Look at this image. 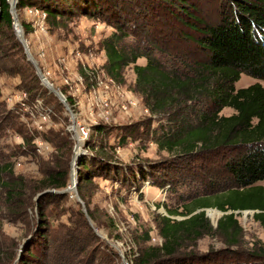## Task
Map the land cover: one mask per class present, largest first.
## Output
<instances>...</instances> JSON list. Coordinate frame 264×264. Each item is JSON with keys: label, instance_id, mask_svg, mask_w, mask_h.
I'll return each instance as SVG.
<instances>
[{"label": "trees", "instance_id": "1", "mask_svg": "<svg viewBox=\"0 0 264 264\" xmlns=\"http://www.w3.org/2000/svg\"><path fill=\"white\" fill-rule=\"evenodd\" d=\"M157 7L167 22H173L180 28L177 33L181 40L188 42L192 54L197 55L198 59L193 62V66L184 63L186 73L171 64L164 49L169 44L170 33H158L155 29V26L159 28L155 19L159 15L156 14ZM21 9L37 10L44 14L43 25L47 22L67 25L80 17L99 19L107 24L112 29L111 34L100 42L106 57L105 73L114 82L121 83L123 71L131 67L135 74L134 91L142 97L150 115L148 120L121 130L133 137L140 131L144 138L156 131L159 133L154 137L157 148L174 157L172 161L161 164L141 161L119 163L114 157H106L105 148L90 146L89 137L82 142L84 152L78 160L77 191L82 201L86 199L82 186L90 185L95 178L110 180L134 191L141 190L145 183L163 188L171 173H175L180 180L184 178L187 162L221 158L223 164L214 166L213 170L202 177L203 183L208 178L209 188L217 187L214 190L216 193L196 196L184 204L181 211L167 210V215L160 218L158 225L161 245L145 247L133 261L125 262L264 264L262 248H252L253 251L243 253L226 249L201 256L183 254L186 243L213 233L224 238L229 247L238 246L241 227L236 219V211L238 214L242 211H255L253 220L264 228V188L253 186L264 180V87L260 84L238 90L234 87L241 75L264 81V0H227L215 9V18L210 23L204 22L196 11L197 7L188 0H17L16 11ZM158 20L162 21V17ZM12 22L9 1L0 0V32L4 26L13 28ZM21 27L26 32L31 30L29 25L22 24ZM21 59L20 67L0 66V71L19 76L20 89L28 96L27 105L24 103V106H29L30 103L38 108L34 100H42L48 90L41 84L25 54ZM139 59H145V65H138ZM84 72L89 75L87 77L90 80L97 77L96 73L86 69L80 71L82 77L86 78ZM49 96L61 111L67 112L56 96L52 93ZM66 100L69 107H74L71 97H66ZM2 105L0 102V106ZM224 109H231L233 113L229 116L220 115ZM44 112L50 117L53 114L42 107L41 113ZM18 114L6 112L0 125L2 130L11 128L22 138L21 143L16 145V150L11 151L12 157L34 154L35 131L33 128L24 129L21 121L15 124ZM27 115L28 113H23V116ZM158 115H166L168 122L160 125L159 129L150 130L151 121L158 118L154 117ZM106 128L104 125H96L93 127V134L103 135ZM125 131L119 137V146L126 145L128 135ZM60 132L66 134L61 138L64 141L62 143L59 141ZM69 132L72 133L70 130L68 133L64 130L56 133L49 130L43 133V139L56 149L70 148ZM29 147L33 149L30 150ZM12 169V162L0 165V190L5 191L4 197L9 204L22 197L27 198L25 180H3L1 177L3 174L10 175ZM219 176H222V183L216 185V181L212 179L217 180ZM67 180V171L50 170L36 193L43 190L60 193L41 194L36 207L40 209L42 201L48 197H66L64 190ZM206 209L232 213L223 215L213 230L205 216ZM198 210L202 211L195 213ZM40 211V215H44V210ZM76 216L81 221L80 231L87 232L83 238L96 240L90 227V222H95L93 214L89 211L87 213L90 222L82 211L77 210ZM173 217L184 219L176 220ZM44 220L45 217L41 218L36 226L38 240L34 244L35 250H26L16 260V264H39V256L42 259L52 258L54 264L58 261L73 264L69 260L70 254L62 255L67 250L64 243L71 231L61 225L51 227L48 223H43ZM78 233L79 230L75 231V234ZM149 239L146 232L145 240ZM87 246L90 245L85 243V247ZM99 246L97 254L101 253L97 257V264L119 263V257L111 248L103 244Z\"/></svg>", "mask_w": 264, "mask_h": 264}, {"label": "rangeland", "instance_id": "2", "mask_svg": "<svg viewBox=\"0 0 264 264\" xmlns=\"http://www.w3.org/2000/svg\"><path fill=\"white\" fill-rule=\"evenodd\" d=\"M226 1L188 0L197 7L196 11L205 20L204 22L208 23L215 18V9ZM156 10V14L159 13L155 17L159 28L155 26V29L158 33H170L169 35H171L169 44L164 48L170 57L169 60L172 65L180 67L181 72L186 73L187 69H184V63L193 66V62L198 59L197 55L192 54L188 42L181 40L177 33L180 28L173 22H167L158 7ZM31 11L29 9L16 11L18 24L20 26L22 24L29 25L31 28L28 32L24 28L22 29L23 38L41 73L65 98L69 96L73 99L74 107L70 106V109L74 118L71 119L68 112L61 111L52 102L47 90L42 100H34V104H37L38 108L30 103L25 107L24 103L26 104L28 101V96L20 89L19 76H11L0 71V102L3 104L0 106L2 111L0 125L6 112L19 113L14 120L15 124H19L21 121L24 123V129L33 128L36 138L33 142L34 154L12 157L11 151L16 150V145L21 143L22 138L11 128L3 130L0 128V165L13 163L12 173L10 175L3 174L1 177L3 180L22 178L26 181L27 192V198L22 197L9 204L4 197L5 191L0 190V264H16V260L26 250H35L34 244L38 240L36 226L43 217H45L43 223H48L51 227L61 225L71 231V235L64 243L67 250L62 254H70V263L97 264V257L101 253L97 254V249H100L99 245L102 244L117 254L120 259L117 264H124L125 260L133 261L141 249L161 245L158 225L160 218L167 215V210L181 211L182 206L196 196L216 193L214 190L217 187L209 188L208 178L204 184L202 177L213 170L214 166L222 165L221 158L214 157L187 162L185 164L186 172H183L186 173L184 178L180 180L175 173H171L167 185L163 188L145 184L141 190L134 191L110 180L95 178L90 185L82 186L85 201H82L78 196L76 187V194L70 190L64 192L66 197H61L62 199L48 197L42 201L41 208L38 209L36 206L39 205L41 194L56 195L60 193L54 190H43L41 193H36V189L42 185L43 178L50 170L59 169L68 172L66 189L72 187L71 179L78 180V160L84 152V147L81 145L89 137L90 146H94L96 149L97 147L105 148L106 157L112 159L114 157L119 163L129 164L141 161L161 164L172 161L174 157L157 148L154 137H157L159 133L156 131L144 138L140 131L133 137L127 131L121 130L125 127L130 129L133 125L148 120L150 115L144 100L134 91L135 74L131 67L123 71L121 83L112 81L105 73L106 57L100 42L111 34L112 29L99 19L85 17L76 18L67 25L47 22L42 28H35V22L42 14L39 12L40 15L37 16L35 13L31 14ZM159 17H162V21L158 20ZM12 26L13 28L7 26L1 28V67H20L21 56L25 54L23 45L19 44L13 22ZM17 29L20 30L19 27ZM137 63L143 66L146 60L139 59ZM83 69L96 73V79L92 80L91 78L90 80L86 72H84L86 78L82 77L80 71ZM253 84H260L264 87V81L247 75H241L234 87L238 90ZM42 107L51 111L52 116L47 115V112L41 113ZM23 113H28V115L23 116ZM232 113L231 109H224L220 115L229 116ZM154 117L158 118H153L150 130L159 129L160 125L168 122L166 115ZM99 124L107 127L106 132L103 135L95 136L93 127ZM79 126L86 130L87 136L83 138L84 140L80 138L77 129ZM49 130L54 133L63 130L68 133L70 130L72 133L69 132L67 135L70 136L71 147L56 149L46 139H43V133ZM123 131L128 135L126 145L119 146V137L123 135ZM64 136L66 134L63 132L59 133L61 143L64 142L61 140ZM138 137L140 138L137 139ZM29 149L33 148L29 147ZM74 154L77 155L75 159L73 158ZM221 179L222 176H219L217 180H212H215L218 185L222 183ZM253 186L264 188V180ZM76 197H79L81 203L77 202ZM41 209L44 210L42 216L40 215ZM87 209L93 214L95 222L87 218ZM77 210L85 214L87 221H91H89L90 227L96 240L83 238L87 232L80 231L82 226L76 216ZM212 212L208 211L207 213L212 215L214 214ZM209 215L207 219L212 229L215 230L218 220L223 215L215 214V217ZM173 219L182 220L184 218L173 217ZM236 219L241 227L238 246L229 247L224 238L213 233L195 242L186 243L183 247V254L201 256L211 253V251H226V249L235 250L236 253L251 252L252 248L264 250V228L253 220V213L237 214ZM77 230L79 233L75 234ZM146 232L150 238L149 241L145 240ZM83 239L90 246L85 247V243L81 242ZM59 246L60 244L56 245V248ZM48 255L50 256V254ZM40 257L42 256H39V264H54L55 262L52 258L42 259ZM62 257L60 256V258ZM61 262L58 261L55 264H63Z\"/></svg>", "mask_w": 264, "mask_h": 264}, {"label": "water", "instance_id": "3", "mask_svg": "<svg viewBox=\"0 0 264 264\" xmlns=\"http://www.w3.org/2000/svg\"><path fill=\"white\" fill-rule=\"evenodd\" d=\"M16 4H17V0H11V2H10V14H11L12 19H13V25H14V30L15 31H17L16 28H17V25H18L17 24L18 18H17V14H16ZM17 36L19 38V41L23 45V48H24V51H25V55L27 57V60L34 66V68L36 70V73H37V76L39 77V79L41 81V84L49 91V93H52L53 95H55L59 99V101L65 107L66 111L69 113L71 119H73L74 118V115H73V113H72V111H71V109H70V107H69V105L67 103L66 98L58 90H56L53 87V85L47 80V78L45 77V75L43 73H41L40 69L38 68V65H37L36 61L33 59L32 55H31V53L29 51L28 45L25 42V40L23 38V35L22 34L20 35L19 33H17ZM76 157H77V155L74 154V157L73 158L75 159ZM76 187H77V181H74L72 183V187H71L72 189L68 187L64 192L71 190V191H73L76 194V192H77L76 191ZM76 198H77V202L81 203L79 197H76ZM201 211L202 210H198L195 213H199ZM208 211L209 212L210 211H213V212H216L217 214H221V215L231 214L232 213L231 211H228L226 213H223V212H221V211H219L217 209H206L205 210V216L206 217H208V213H207ZM249 212H251L253 214L255 213V211H242V213H244V214H247ZM238 213H239L238 211L235 212V214H238ZM124 263H125V261H124Z\"/></svg>", "mask_w": 264, "mask_h": 264}, {"label": "built area", "instance_id": "4", "mask_svg": "<svg viewBox=\"0 0 264 264\" xmlns=\"http://www.w3.org/2000/svg\"><path fill=\"white\" fill-rule=\"evenodd\" d=\"M9 1V5H10V2H11V0H8ZM32 13H35V15H40L39 14V11H37V10H35V11H31V14ZM44 19H45V16H44V14H42V16L40 17V16H38V20L35 22V25H36V27H43V22H44ZM113 81V80H112ZM132 104H134V103H132ZM78 130H79V134H80V138L81 139H83L84 137H86L87 136V133H86V130L83 128V127H78L77 128ZM84 140V139H83ZM75 165V164H74ZM145 184H147L148 185V183H145ZM124 264H127L126 262L124 263Z\"/></svg>", "mask_w": 264, "mask_h": 264}, {"label": "bare ground", "instance_id": "5", "mask_svg": "<svg viewBox=\"0 0 264 264\" xmlns=\"http://www.w3.org/2000/svg\"><path fill=\"white\" fill-rule=\"evenodd\" d=\"M17 24H18V21H17ZM17 27H19L20 30H18V29L16 28V30H17L16 32L19 33L20 35H21V34L23 35V31H22L21 26L18 24ZM74 181H75V180H74ZM74 181H73V179H71V182H72V183H73ZM209 213H210V212H209ZM212 213H214V214H212V215H209V214H208V215L211 216V217H215V214H217L216 212H212Z\"/></svg>", "mask_w": 264, "mask_h": 264}]
</instances>
